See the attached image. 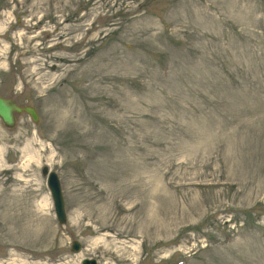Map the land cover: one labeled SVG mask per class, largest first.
<instances>
[{
    "label": "rangeland",
    "instance_id": "1",
    "mask_svg": "<svg viewBox=\"0 0 264 264\" xmlns=\"http://www.w3.org/2000/svg\"><path fill=\"white\" fill-rule=\"evenodd\" d=\"M0 95V264H264V0H0Z\"/></svg>",
    "mask_w": 264,
    "mask_h": 264
},
{
    "label": "water",
    "instance_id": "2",
    "mask_svg": "<svg viewBox=\"0 0 264 264\" xmlns=\"http://www.w3.org/2000/svg\"><path fill=\"white\" fill-rule=\"evenodd\" d=\"M23 113L29 114L34 122L39 121V114L34 106L20 105L12 98L0 95V118L6 127L13 128L16 125L17 114ZM43 173L48 175V187L51 191L58 221L61 224H65L68 220V215L58 174L50 171L47 167L43 169ZM80 249L81 243L74 240L71 250L73 252H79ZM82 264H98V261L97 259L87 257L83 259Z\"/></svg>",
    "mask_w": 264,
    "mask_h": 264
},
{
    "label": "bare ground",
    "instance_id": "3",
    "mask_svg": "<svg viewBox=\"0 0 264 264\" xmlns=\"http://www.w3.org/2000/svg\"><path fill=\"white\" fill-rule=\"evenodd\" d=\"M1 119V118H0Z\"/></svg>",
    "mask_w": 264,
    "mask_h": 264
}]
</instances>
